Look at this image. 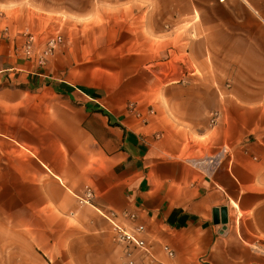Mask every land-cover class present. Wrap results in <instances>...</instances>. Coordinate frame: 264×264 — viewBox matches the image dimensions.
<instances>
[{
	"label": "crops",
	"instance_id": "1",
	"mask_svg": "<svg viewBox=\"0 0 264 264\" xmlns=\"http://www.w3.org/2000/svg\"><path fill=\"white\" fill-rule=\"evenodd\" d=\"M20 1L0 0L17 13L0 18V264H124L100 214L123 212L156 264H264V0H143L146 46L130 22L109 47L122 69L184 57L180 80L144 96L138 81L108 95L43 71L18 30L41 45L65 0H36L35 18Z\"/></svg>",
	"mask_w": 264,
	"mask_h": 264
},
{
	"label": "rangeland",
	"instance_id": "2",
	"mask_svg": "<svg viewBox=\"0 0 264 264\" xmlns=\"http://www.w3.org/2000/svg\"><path fill=\"white\" fill-rule=\"evenodd\" d=\"M89 1L88 14L81 12L84 9V6H81L84 0H65L58 2L57 14L46 15L50 36L60 35L62 43L57 46L45 65L39 66H45L42 68L43 71L48 72L50 68L58 78L66 79L76 88L99 90L101 94L108 95L117 90L121 84L128 85L133 81L142 84L139 86V92H136L134 88L133 95H151L162 84L180 80L183 71L177 63L183 62L184 57L173 56L172 64L161 65L152 63L158 62L163 56L155 53L153 55L144 54L142 57H147L150 61V57L153 56V62L137 65L139 67L137 70L134 68L126 71L117 62L118 56L112 55L109 50L111 46L117 48L122 45L121 39L125 33L120 27L128 26L130 22L138 31H141L139 34L142 37L138 39L136 46H146L145 18L146 14L150 16L151 12H147L143 0ZM20 2L27 5L28 11L31 12L30 16L35 18L36 0H21ZM29 4L33 5L29 6ZM15 12L13 10L7 14V11H0V18L7 15L17 16ZM153 25L154 32L148 35L149 40L152 41L149 45L153 52H161L163 40L158 30L163 29L166 32L167 24L158 22ZM0 26L2 33H6V29L10 28L6 21ZM25 30L34 33L29 29L18 31ZM179 32H183V29Z\"/></svg>",
	"mask_w": 264,
	"mask_h": 264
},
{
	"label": "built area",
	"instance_id": "3",
	"mask_svg": "<svg viewBox=\"0 0 264 264\" xmlns=\"http://www.w3.org/2000/svg\"><path fill=\"white\" fill-rule=\"evenodd\" d=\"M223 3L225 0H218ZM249 1V0H245ZM22 39V45L20 48L21 53L28 59H35L37 66L45 65L48 58L56 50L57 46L62 43V37L60 35L48 36L41 45H39L38 37L36 34L30 31H21L18 34ZM132 107V105H130ZM133 109V108H132ZM218 114L214 113L210 123L215 124ZM218 158L214 157L209 160L211 165H216ZM93 198V192L90 188L86 187L83 194L78 197L80 204H90ZM102 217L110 224L112 240L116 244L125 247L127 252L128 260L124 264H135L133 259L130 258V253L132 250L142 252L147 263L146 264H156V260L149 251L146 241L144 239L145 228L141 224L135 225L133 228L119 221V218L127 222H135L136 216L127 212H123L119 215L113 213H100ZM168 257H172L173 253L165 248Z\"/></svg>",
	"mask_w": 264,
	"mask_h": 264
},
{
	"label": "water",
	"instance_id": "4",
	"mask_svg": "<svg viewBox=\"0 0 264 264\" xmlns=\"http://www.w3.org/2000/svg\"><path fill=\"white\" fill-rule=\"evenodd\" d=\"M223 223H225V221H223Z\"/></svg>",
	"mask_w": 264,
	"mask_h": 264
}]
</instances>
